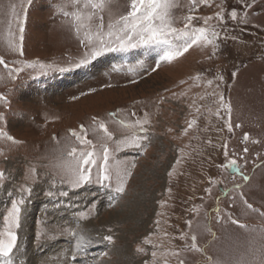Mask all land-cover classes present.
<instances>
[{
    "label": "rangeland",
    "instance_id": "1",
    "mask_svg": "<svg viewBox=\"0 0 264 264\" xmlns=\"http://www.w3.org/2000/svg\"><path fill=\"white\" fill-rule=\"evenodd\" d=\"M246 2L252 5L251 8H243L242 0H211V7L200 6L195 13L199 16H212L220 6L223 7L225 24L221 37L227 34L229 39L219 41L215 55L210 48L204 51L193 48L172 63H162L154 72L157 50L148 49L108 54L94 67L73 73L53 72L37 76L25 68L16 81H10L7 70L0 66V94L6 95L11 105L5 108L0 102V112L5 114L0 128L19 142L11 145L0 137V151L8 157L5 160L0 156V171L5 173L0 190L9 187L3 200L5 206L0 210V231L4 227L2 218L11 200L18 198L19 188L25 183L30 167H36L41 174L33 186L39 187L38 196L48 198L45 192L51 185L50 174L56 170L54 165L69 129H78L80 124L89 126L93 116L107 120L108 113L117 109L121 110L124 119L132 111L139 117L148 112L151 130L146 150L128 148L117 153L129 166L132 162L136 165L131 169L132 176L120 200L109 207V196L107 204L100 205L104 199H99L98 194L106 195V189L96 185L71 197L77 211L82 205L96 206L90 219L81 224L96 223V235L101 243L95 241L93 245H85L73 262L72 249L68 243L61 242L58 250L43 255L37 263L144 264L145 260H152L151 252L157 250L158 254L168 252L170 264H176L170 253L181 249V258L186 264H205L204 255L184 250L189 240L179 239L181 233H194L206 254L222 264H258L264 248V216L259 214L264 212V0ZM173 3L171 12L174 17L179 19L187 14L189 0H173ZM128 4L129 0H115L113 10L126 12ZM60 7L58 0H0V55L9 61L10 67H23L22 62L33 60L63 64L66 59L76 56L78 42L68 31ZM232 9L239 17L246 18L247 23L231 20L227 13ZM105 20L107 22V13ZM21 24L22 33L19 32ZM21 35L22 41L19 40ZM232 36L237 39H231ZM9 39L22 45V57L8 49ZM112 64L124 67L112 71ZM130 67H134V71H129ZM197 74L201 75L200 80L190 79ZM216 76H223V82L215 80ZM133 79L137 83L129 82ZM209 79L213 80L211 86L207 84ZM109 84L112 87H106ZM216 84L220 86L217 88ZM89 88L97 91L78 100L71 99ZM212 91L222 93L225 101L231 104V122L241 125L240 128L234 127L232 133L224 127L223 120L208 115L207 107L216 108L213 97L206 95ZM201 96L205 99L201 100ZM191 119H196L197 123L184 134L187 121ZM109 127L120 135L116 125L110 124ZM245 132L250 140L242 143ZM53 136L59 143L52 139ZM89 138L93 137L90 135ZM209 139L211 145L207 143ZM253 140L258 143L253 144ZM225 141L230 153L235 150L243 175L249 177L247 181L242 177L227 176L225 169L218 167L226 162L222 148ZM244 147L249 149L246 154L243 153ZM240 156L244 158L239 159ZM170 171L173 172L171 177L168 175ZM210 177L223 181L224 189L230 190L219 205L220 222H217L214 211L220 191L209 184ZM237 184L241 186L239 189L234 187ZM206 188H211V194L205 192ZM241 193L243 199L259 211L246 209ZM137 196L139 205L132 208L137 221L133 216L125 219L122 213L116 212L115 217L118 214L121 219L101 220L106 213L121 210V205L133 202ZM160 201L165 202L163 206ZM6 202H9L8 206ZM230 204L234 206L229 207ZM158 212L163 215L157 216ZM228 214L246 227L232 224L227 219ZM36 219L32 248L75 239L64 231L65 228H74L72 225L52 222L44 213H39ZM157 220L159 225L155 224ZM187 220H192L191 228L185 223ZM84 229L88 230L87 227ZM149 234L152 244L145 245L143 240ZM108 235L112 236V243L104 239ZM124 245H127L126 256H116L115 250ZM153 245L160 247L153 249ZM138 246L145 252H137ZM164 258L160 257L159 264H163ZM14 261L16 264L24 262L19 258Z\"/></svg>",
    "mask_w": 264,
    "mask_h": 264
},
{
    "label": "snow or ice",
    "instance_id": "2",
    "mask_svg": "<svg viewBox=\"0 0 264 264\" xmlns=\"http://www.w3.org/2000/svg\"><path fill=\"white\" fill-rule=\"evenodd\" d=\"M58 2L61 5L59 12L64 17L68 31L77 39L79 50L76 56L66 59L63 64L33 60L22 62L23 67H10L9 61L0 55V66L7 70L10 81L18 80L25 68L31 69L37 76H46L53 72L59 74L73 73L94 67L100 58L106 57L108 54H128L138 49L157 50L156 67L152 68L154 72L162 63H172L193 48L201 51L210 48L212 55H215L220 46L219 41L229 39L227 34L221 37L222 26L225 24V12L222 6L212 16L195 14L202 5L211 7V0H189L187 14L179 19L174 17L171 12V8L174 6L173 0H129L127 11L123 13L113 10L115 0H58ZM242 6L243 8H251L252 5L247 3L246 0H242ZM105 13H107V22ZM227 15L233 21L240 20L242 23H247L246 18L239 17L235 9H232ZM177 24H182V27H177ZM218 28H220V31L217 30ZM19 32H23L22 24L19 26ZM231 39L235 40L237 37L232 36ZM19 40H23L22 35ZM7 46L12 53H17L20 57L23 56L22 45L15 39H9ZM208 58L211 59V56ZM138 64L142 65V62H138ZM123 67L124 65H111L112 71H120ZM129 71H134V67H130ZM233 76H235V73H233ZM190 79L198 81L201 79V75L197 74ZM215 80L223 82L224 78L223 76H216ZM129 82L135 84L137 80L133 79ZM181 83H185V81H181ZM207 84L211 86L213 80L209 79ZM219 86V84H216L217 88ZM106 87H112V85L109 84ZM96 91L95 88H89L87 92L82 91L79 96H73L71 99L78 100L81 96ZM206 95L213 97L212 103L216 105L215 110L207 107L210 117L215 116L217 119L223 120L224 127L229 133L233 132L234 127H241L240 124H232V107L230 103L225 101L222 93L212 91ZM163 99V97L160 98L161 101ZM200 99L203 100L205 97L201 96ZM0 102L3 103L5 108L11 106L8 97L4 94H0ZM120 113V109L108 113L107 120L93 116L89 126L86 127L84 124H80L78 129H69L67 136L63 137L65 144L60 149V156L54 165L56 170L50 174L51 185L45 192V195L53 201L54 206L76 207L71 197L91 185L110 190L109 207L114 206L123 196L128 180L132 176L131 169L135 168L136 165L132 162L129 166V163L120 159L117 153L128 148L146 150L147 142L150 141L151 121L148 112H144L143 116L139 117L135 111H132L128 114L127 119L121 118ZM4 120L5 114L0 112V121ZM196 123V119L187 121V127L183 130L184 134H187ZM110 124L117 126L119 136L110 129ZM169 131L172 130L169 129ZM90 135L93 138H89ZM0 137L9 141L11 145L19 143L2 128H0ZM52 139L59 143L56 136H53ZM249 140L250 136L245 132L242 143H247ZM251 142L253 144L258 143L255 140ZM207 143L211 145L212 141L209 139ZM222 148L226 162L218 165V167L229 170L230 174H241L235 150L229 152L227 141L222 144ZM248 152V147H244L243 153ZM0 156H3L5 160L8 158L2 151H0ZM243 158L244 156L239 157V159ZM179 162L178 159L177 163ZM40 175L36 167H30L25 183L19 188L18 198L11 200L10 207L2 218L4 227L0 231V264H16L13 255L18 248V230L22 225L25 207L34 191L33 186ZM168 175L171 177L173 172L170 171ZM242 178L244 181L249 179L246 175H242ZM4 180L5 173L0 171V182ZM208 182L213 186L223 183V181L211 177ZM57 185L60 187L58 188ZM234 187L239 189L241 186L237 184ZM169 191L171 190L169 189ZM221 191L222 194L227 195V189ZM205 192L211 194V188H206ZM241 199L246 209L259 211L243 199L242 193ZM159 203L163 206L165 202L160 201ZM233 206L229 205V207ZM95 207V205H92L91 208L88 205L80 206V209L74 213L76 217L75 228L64 229L65 232L75 238L71 257L73 262L87 244V237L85 230L81 228V222L90 219V213H94ZM196 211L198 212L199 209ZM214 211L216 212L217 222H220L222 217L219 208L214 209ZM259 214L264 216V212ZM161 215L163 213H157V216ZM227 219L232 224H238L242 228L246 227L239 224V221L232 218L230 214L227 215ZM159 223V220L155 221L156 225H159ZM185 223L189 228L192 227V220H187ZM150 237L151 234L144 238L143 243L145 245L152 244ZM104 239L109 243L113 242L111 235L105 236ZM179 239L189 240L190 243L184 245V250L201 253L205 256V264H222L220 260L207 255L205 249L198 245L196 234L181 233ZM159 247V245H153V249ZM136 250L137 252H145V249L140 246ZM102 255L106 256L107 253H102ZM168 255V252L158 254L157 250H153L151 252L152 260H145L144 264H159L161 256L165 257L163 264H170L167 259ZM170 255L176 259V264H186L185 259L181 258V249L173 250ZM258 264H264V248L261 249Z\"/></svg>",
    "mask_w": 264,
    "mask_h": 264
},
{
    "label": "bare ground",
    "instance_id": "3",
    "mask_svg": "<svg viewBox=\"0 0 264 264\" xmlns=\"http://www.w3.org/2000/svg\"><path fill=\"white\" fill-rule=\"evenodd\" d=\"M36 187L37 188L34 187V191H33L34 194L32 196V199H30L31 204H27L25 207V213H24V218L22 220V225L18 231V236H19L18 248H17V250L14 251V255H13V259L19 258V259L24 260L23 264H38L37 260L40 257H42L43 255L48 254L54 250H58L61 246V244H60L61 241H57V242L55 241L53 243L50 242L51 244L50 243L41 244L39 247L38 246L36 247L37 249L31 247V243H33V234H34V229H35L34 228V222L36 221V217L38 216L39 213H44L47 216H49L51 218L52 222H58V223H65L66 222L75 228L76 217H75L74 213L77 210L74 207H67V206H61V207L55 208L53 201L51 199H49V198H45V199L41 198L40 199V197L38 196L39 187L38 186H36ZM8 189H9L8 186H4L3 190L2 189L0 190V210H2L3 206H5V204H4L5 201L3 202V200L6 198V195H7L6 191ZM97 191H99V190H97ZM105 192H106V195L98 194L99 199H104V202H100V205L107 204V197L111 196L110 191L105 190ZM77 194H75L73 196H76ZM103 197H105V198H103ZM126 201H129V199H127ZM138 202H139V197L137 196L133 202H128V204H127L128 206L126 204L121 205V210L106 213L105 216H103L101 218V220L105 219V218H109V220H107V221L111 222V221H116L117 219H121L122 217H124L125 219H129L130 216H133V219H136V217H137L136 213L132 211V208L134 205L138 204ZM6 203H7L6 206H8L9 202H6ZM115 212L118 214L122 213V217L119 218L121 215H118V214L116 215L117 217H115ZM125 214H127V215H125ZM1 215H2V213L0 211V217H1ZM108 215H109V217H108ZM137 220L138 219H136V221ZM118 221H120V220H118ZM95 224L92 223L91 221H89L86 225L83 224V225H85L84 227H82L83 225L81 224L82 229H84L86 227L88 229V230L84 229L85 235L87 237V244H86L87 246L90 245V243H91V245H93V242H95V241H96L95 242L96 244H98V242H100V239H99L100 237L98 238L96 235V233H98V231L96 230V228L94 226ZM92 226L94 229L91 228ZM121 238L124 241H126V239L123 236ZM64 242L69 244V248L73 249V247L75 245V240H72L71 242H68V241H64ZM115 254L118 257L126 256L127 245H124L123 248L116 249ZM101 264H105V263H101Z\"/></svg>",
    "mask_w": 264,
    "mask_h": 264
},
{
    "label": "flooded vegetation",
    "instance_id": "4",
    "mask_svg": "<svg viewBox=\"0 0 264 264\" xmlns=\"http://www.w3.org/2000/svg\"><path fill=\"white\" fill-rule=\"evenodd\" d=\"M225 163V162H224Z\"/></svg>",
    "mask_w": 264,
    "mask_h": 264
}]
</instances>
